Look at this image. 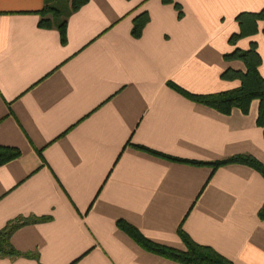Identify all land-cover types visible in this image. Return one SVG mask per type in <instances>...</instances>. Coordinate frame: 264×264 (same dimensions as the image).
<instances>
[{"label": "crops", "instance_id": "crops-1", "mask_svg": "<svg viewBox=\"0 0 264 264\" xmlns=\"http://www.w3.org/2000/svg\"><path fill=\"white\" fill-rule=\"evenodd\" d=\"M0 0V230L18 257L0 264H179L142 249L116 227L177 251L178 228L232 264H264V179L251 168L208 164L246 155L264 166L258 102L227 115L178 94L238 87L233 49L255 44L264 80L262 23L228 43L235 16L264 0ZM60 12L64 42L38 26ZM146 13L139 37L132 20ZM49 17V16H48ZM59 20V18H58ZM177 160L205 163L192 165Z\"/></svg>", "mask_w": 264, "mask_h": 264}, {"label": "trees", "instance_id": "trees-1", "mask_svg": "<svg viewBox=\"0 0 264 264\" xmlns=\"http://www.w3.org/2000/svg\"><path fill=\"white\" fill-rule=\"evenodd\" d=\"M87 1L88 0H69V10H77ZM160 2L163 5H172L176 10H178V6L173 2V0H160ZM38 14L40 15L38 26L44 29L53 26L58 32L60 42L63 43L65 23L60 19V12L55 8L47 5L44 6L38 12ZM147 20L148 18L146 13H141L132 20V27L130 30V34L132 37H139L140 32ZM234 20L237 24L238 32L231 34L228 37V43L230 45H234V43L239 39L254 35L257 31L258 22L262 23L261 34L264 36V7L257 12H241L235 16ZM223 59L225 61L238 60L244 66V72H237L227 69L220 75L223 80H237L239 82V85L234 89L214 94L194 95L185 92L184 90L173 84H168V86L189 101L206 106L223 115H227L232 109H237L238 111H240V113L246 114L250 102L256 100L258 102V107L256 112L255 124L257 127L263 129L264 135V80L258 73L260 58L256 52L255 44L253 42H250L249 47L246 50H239L235 48L229 54L224 55ZM18 156L19 152L17 149L0 147V166L10 160L17 158ZM168 159L192 165L205 164L182 161L174 158ZM229 164H239L247 166L256 171L264 179V166L250 156H233L231 158L215 163H210L208 165L211 166L212 169H215L217 167ZM257 216L260 220H264V207L258 210ZM42 220L44 219H23L18 222L16 221L13 223H9L3 229H1L0 258L21 256L22 254L14 250L10 245V234L19 226L37 223ZM115 224L120 231L125 233L142 249L176 263L232 264L224 257L213 251L211 248L201 246L192 242L188 238V236L184 234L179 228L177 230V235L184 245V251H177L165 246L154 244L146 240L135 228H133L126 222L116 221Z\"/></svg>", "mask_w": 264, "mask_h": 264}]
</instances>
